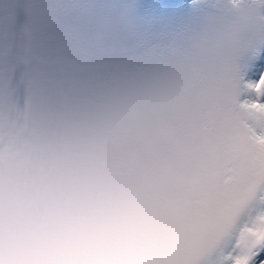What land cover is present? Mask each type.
I'll return each instance as SVG.
<instances>
[{
	"label": "snow or ice",
	"instance_id": "snow-or-ice-1",
	"mask_svg": "<svg viewBox=\"0 0 264 264\" xmlns=\"http://www.w3.org/2000/svg\"><path fill=\"white\" fill-rule=\"evenodd\" d=\"M0 264H264V0H0Z\"/></svg>",
	"mask_w": 264,
	"mask_h": 264
}]
</instances>
